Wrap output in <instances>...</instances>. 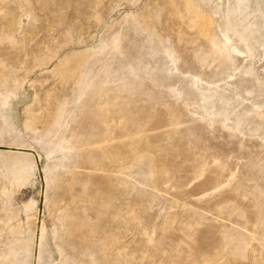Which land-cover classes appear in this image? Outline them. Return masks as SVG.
Listing matches in <instances>:
<instances>
[{
	"label": "rangeland",
	"instance_id": "374dc122",
	"mask_svg": "<svg viewBox=\"0 0 264 264\" xmlns=\"http://www.w3.org/2000/svg\"><path fill=\"white\" fill-rule=\"evenodd\" d=\"M0 264H264V0H0Z\"/></svg>",
	"mask_w": 264,
	"mask_h": 264
}]
</instances>
